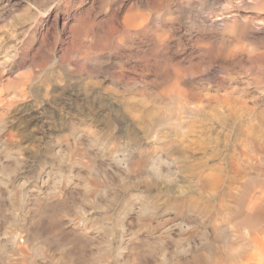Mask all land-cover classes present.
<instances>
[{
  "label": "rangeland",
  "instance_id": "obj_1",
  "mask_svg": "<svg viewBox=\"0 0 264 264\" xmlns=\"http://www.w3.org/2000/svg\"><path fill=\"white\" fill-rule=\"evenodd\" d=\"M186 1L0 0V264H71L64 241L87 264L255 263L264 0Z\"/></svg>",
  "mask_w": 264,
  "mask_h": 264
},
{
  "label": "bare ground",
  "instance_id": "obj_2",
  "mask_svg": "<svg viewBox=\"0 0 264 264\" xmlns=\"http://www.w3.org/2000/svg\"><path fill=\"white\" fill-rule=\"evenodd\" d=\"M187 1H189V0H187ZM187 1H186V2H187ZM259 1H260V0H259ZM192 2H193V1H192ZM260 2H262V0H261ZM260 2H259V3H260ZM187 3H188V2H187ZM189 3H190V1H189ZM262 3H263V2H262ZM91 6H92V5H91ZM90 13H91V12H89V14H90ZM90 15H91V14H90ZM85 16H87V15H85ZM75 17H77V16H75ZM78 17L83 18L84 20H82V19H80V18H79V19H78V18H75V19L73 18V19H74V22L76 23V25H75V26L73 25L74 27L71 26V27H72L71 29L68 27V28H69V31H68V36H67V38H66V43H68V45H72V46H70V47H71V50L73 49L72 51H74V52H75V49H74V48L76 47L75 45H76L77 43H79V41L76 42V44H75V40H76V39H73V37H72V35H73V34H72L73 31H75L76 33H79V34H80V32H83V33H84V32H87V29H88V31H89V28L91 27V25H90V27L88 28L87 25H89V24H87V22H86V20H85L84 17H81V16H78ZM87 18H89V17L87 16ZM93 18H94V17H93ZM226 18H227V16H226ZM53 20H54V19H53ZM91 20H93V19H91ZM227 20H228V19H227ZM87 21H88V20H87ZM93 21H94V20H93ZM88 22H89V21H88ZM90 22H91V21H90ZM90 22H89V23H90ZM223 22H224V20H223ZM65 23H66V21H65ZM71 23H73V22H70V25H71ZM75 23H73V24H75ZM217 23H218V22H217ZM63 24H64V23H63ZM222 24H223V23H222ZM224 25H225V24H224ZM64 28H65V27H64ZM86 28H87V29H86ZM263 28H264V27H263ZM62 29H63V28H62ZM83 30H85V31H83ZM75 32H74V33H75ZM95 32H96V31H95ZM135 32H136V31H135ZM135 32L132 33V35L135 34ZM138 32H139V31H138ZM141 32H142V31H141ZM65 33H66V32H65ZM90 33H91V32H90ZM248 33H249V32H248ZM71 34H72V35H71ZM138 34H139V33H138ZM138 34H137V35H138ZM142 34H143V32H142ZM144 34H145V32H144ZM66 35H67V34H66ZM80 35H81V34H80ZM80 35L77 34V35H75V36L78 37V36H80ZM85 35H86V33H84V36H85ZM75 36H74V38H75ZM86 36H87V35H86ZM86 36H85V37H86ZM88 36H89V33H88ZM91 36H92V33H91ZM141 36H142V35H141ZM148 36H149V35H148ZM148 36H147V37H148ZM65 37H66V36H65ZM135 37H136V35H135ZM149 37H150V36H149ZM78 38H79V37H78ZM80 38H82V40H83L84 37L81 36ZM97 38H99V37L97 36ZM57 39H60V38H57ZM135 39H136V38H135ZM141 39H142V38H141ZM141 39H140V40H141ZM64 40H65V39H64ZM79 40H81V39H79ZM147 40H148V38H147ZM62 41H63V40H62ZM89 41H90V40H89ZM136 41H138V40H136ZM148 41H150V39H149ZM155 41H156V40H155ZM59 42H60V41H59ZM80 42H81V41H80ZM83 42H84V41H83ZM109 42H110V41H109ZM138 42H139V41H138ZM145 42H146V41L144 40V43H145ZM151 42H153V41H151ZM53 43H54V42H53ZM55 43H57L56 40H55ZM55 43H54V44H55ZM93 43H94V42H93ZM107 43H108V42H107ZM142 43H143V42H142ZM154 43H155V42H154ZM61 44H62V43H61ZM79 44H80V43H79ZM81 44H82V43H81ZM91 44H92V43H91V41H90V45H91ZM94 44L96 45V43H94ZM147 44H148V43H147ZM160 44H161V43H160ZM97 45H98V43H97ZM106 45H107V44L105 43V46H106ZM144 45H145V44H144ZM154 45H155V44H154ZM162 45H163V44H162ZM93 46H94V45H93ZM98 46H101V45L99 44ZM107 46H108V45H107ZM159 46H160V45H159ZM159 46H158V47L155 46V50H157V49L159 48ZM64 47H65V46H64ZM66 47H67V46H66ZM79 47H81V46H79ZM91 47H92V45H91ZM102 47H103V46H102ZM102 47H101V49H102ZM148 47H149V46H148ZM151 47H152V45H151ZM151 47H149V48H151ZM156 47H157V48H156ZM76 48H77V47H76ZM95 48H96V46H95ZM97 48H98V47H97ZM165 48H166V47H165ZM53 49H54V48H53ZM53 49H52V50H53ZM55 49H56V48H55ZM59 49H60V48H59ZM80 49H81V48H80ZM80 49L78 48V50L76 51V53H77L78 51H80ZM137 49H138V48H137ZM152 49H153V48H152ZM161 49H162V47H161ZM61 50H62V49H61ZM66 50H67V49H66ZM68 50H69V49H68ZM132 50H134V48H133ZM132 50H131V51H132ZM135 50H136V49H135ZM135 50H134V51H135ZM139 50H140V49H139ZM146 50H149V49H146ZM146 50H145V51H146ZM158 50H159V49H158ZM163 50H164V48H163ZM165 50H166V49H165ZM165 50H164V53H167V52H165ZM55 51H57V50H55ZM62 51H63V50H62ZM62 51H60V52H62ZM131 51H130V52H131ZM141 51H142V50H141ZM141 51H140V52H141ZM145 51H144V52H145ZM151 51H152V50H151ZM161 51H162V50H161ZM70 52H71V51H70ZM74 52H73V53H74ZM156 52H157V51H156ZM68 53H69V52H68ZM73 53H72V55H73ZM76 53H75V54H76ZM133 53H134V52H133ZM133 53H132V54H133ZM138 53H139V52H138ZM148 53H149V52H148ZM148 53H147V54H148ZM150 53H151V52H150ZM158 53H159V52H158ZM160 53H161V52H160ZM144 54H145V53H144ZM133 55H134V54H133ZM64 56L67 57L66 55H64ZM140 56H141V55H140ZM88 58H89V57H88ZM88 58H86V61L81 59V62H82V61H85V63H87V59H88ZM61 59H62V58H61ZM166 59H168V58H166ZM62 60H63V59H62ZM78 60H79V59H78ZM203 61H204V60H203ZM78 64H81V63H78ZM82 65H83V63H82ZM82 65H81V67H84V66H82ZM84 65H85V64H84ZM79 66H80V65H79ZM122 69H123V68H122ZM10 82H11V81H10ZM10 82H9V83H10ZM11 83H12V82H11ZM19 93H20V92H19ZM0 94H1V92H0ZM168 116H169V115H168ZM171 116H172V114H171ZM164 117H166V116L164 115ZM162 118H163V117H162ZM165 119L167 120V118H165ZM172 119H173V118H172ZM158 120H162V119H158ZM166 120H165V122H166ZM171 121H172V120H171ZM158 122H159V124H160V123L162 124V122H163V124L165 123L164 120H163L162 122H160V121H158ZM175 122H176V121H175ZM170 123H171V122H170ZM163 124H162V125H163ZM165 124H166V123H165ZM165 124H164V125H165ZM167 124L170 125L168 122H167ZM167 124H166V126H167ZM171 124H172V123H171ZM172 125H174V124H172ZM176 125H177V124H175V126H176ZM124 156H125V155H124ZM63 157H64V156H63ZM126 164H127V163H126ZM74 165H75V164H74ZM124 165H125V164H124ZM127 166H128V165H127ZM3 167H4V166H3ZM3 167H2V165H0V168H1V169H2ZM5 168H6V167H5ZM71 168H72V167H71ZM74 168H75V167H74ZM74 168H73V169H74ZM158 170H159V169H158ZM158 170H157V171H158ZM71 171H72V170H71ZM73 171H74V170H73ZM73 171H72V172H73ZM157 171H155V172L157 173ZM160 172H161V171H160ZM158 173H159V172H158ZM161 173H162V172H161ZM159 174H160V173H159ZM61 175H62V174H61ZM65 175H66V174H65ZM65 175H63V178H64ZM68 175H69V174H68ZM76 175H78V174H76ZM70 176H71V175H70ZM49 177H50V176H49ZM58 177H59V176H58ZM61 178H62V177H61ZM67 178H68V176H67ZM53 179H54V178H53ZM64 179H65V178H64ZM44 180H45V179H44ZM50 180H51V179H49V181H50ZM47 181H48V180H47ZM47 181L45 182V181L42 180L41 185L44 184L43 182H45V184H46ZM61 181H62V180H61ZM61 181H60V182H61ZM64 181H65V180H64ZM68 181H70V179H68ZM72 181H73V179H72ZM79 181H80V180H79ZM62 182H63V181H62ZM48 183H51V182H48ZM53 183H54V181H53ZM65 183H66V182H65ZM69 183H70V182H69ZM69 183H68V184H69ZM76 183H77V182H76ZM76 183H75V186H77ZM88 183H89V182H88ZM57 184H58V187H59V183H57ZM72 184H73V183H72ZM49 185H50V184H49ZM51 185H52V184H51ZM53 185L55 186V184H53ZM85 185H86V183H85ZM88 185H89V184H88ZM42 186H43V185H42ZM61 186H62V185H61ZM64 186H66V184H65ZM73 186H74V185H73ZM75 186H74V187H75ZM56 187H57V186H56ZM74 187H73V188H74ZM37 188H38V187H37ZM51 188H52V187H51ZM69 188H70V187H69ZM40 189H41V188H40ZM44 189H45V188H44ZM54 189H55V187H54ZM54 189H53V190H54ZM64 189H65V188H64ZM71 189H72V188H71ZM36 190H37V189H36ZM51 190H52V189H51ZM55 190H59V191H60L59 188H56ZM55 190H54V191H55ZM33 191H34V190H33ZM41 191H43V190H41ZM48 191H49L48 189H47V191H46V189H45V193H47ZM54 191H53V193H54ZM51 192H52V191H50V193H49V192H48V193L51 194ZM55 192H56V191H55ZM65 192H66V191H65ZM73 192H74V191H73ZM20 193H21V192H20ZM20 193H19V194H20ZM38 193H39V192H38ZM57 193H58V191H57ZM60 193H61V192H60ZM68 193H69V192H68ZM40 194H41V193H40ZM49 194H48L46 197L49 198ZM58 194H59V193H58ZM58 194H57V195H58ZM63 194H64V193H63ZM21 195L23 196V194H21ZM34 195H35V192H34ZM55 195H56V194L54 193V196H55ZM61 195H62V194H61ZM61 195H59V196H61ZM70 195H71V193H70ZM70 195H69V196H70ZM74 195H75V194H74ZM74 195H73V196H74ZM10 196H11V195H10ZM14 196H16L15 199H14V197H13L14 200H16V198L19 197V196H17V195H14ZM52 196H53V195H52ZM67 196H68V195H67ZM67 196H66V197H67ZM40 197H41V196H40ZM50 197H51V196H50ZM70 197H71V196H70ZM20 198H21V197H20ZM38 198H39V197H38ZM38 198H37V200H38ZM44 198H45V196H44ZM60 198H61V197H60ZM64 198H65V197H64ZM73 198H74V197H73ZM46 199H47V198H46ZM46 199H44V200H46ZM11 200H12V198H11ZM35 200H36V199H35ZM39 200H40V198H39ZM39 200H38V202H39ZM47 200H48V199H47ZM47 200H46V201H47ZM49 200H50V199H49ZM57 200H58V199H57ZM69 200H70V199H69ZM27 201H28V200H27ZM62 201H63V199H62ZM24 202H25V199H24ZM36 202H37V201H36ZM42 202H43V201H42ZM42 202H41V203H42ZM51 202H52V201H51ZM57 202H58V201H57ZM57 202H56V206H55V208L57 207ZM65 202H66V201H65ZM44 203H45V202H44ZM48 203H49V202H48ZM61 203H62V202H60V204H61ZM66 203H67V202H66ZM68 203H69V202H68ZM68 203H67V204H68ZM46 204H47V203H46ZM49 204H50V203H49ZM29 205H30V204H29ZM43 205H44V204H43ZM64 205H65V204H64ZM74 205H75V201H74ZM256 205H258L257 202H256ZM12 206H13V204H12ZM47 206H48V204H47ZM47 206H45V207H47ZM60 206H61V205H60ZM62 206H63V205H62ZM69 206H70V203H69ZM71 206H72V205H71ZM253 206H254V205H252L251 210L254 209ZM14 207H15V209H16L15 204H14ZM14 207H13V209H14ZM48 207H50V206H48ZM51 207H52V206H51ZM146 207H147V206H146ZM254 207H255V206H254ZM256 207H257V206H256ZM256 207H255L254 210L257 209ZM39 208H40V210H37V211H41V209H43V211H44V210L47 209V208L44 209V208H41V207H39ZM39 208H38V209H39ZM61 208H62V207H60V210H61ZM63 208H64V207H63ZM15 209H14V210H15ZM144 209H145V208H144ZM31 210H32V209H31ZM50 210L53 211V209H51V208H50ZM55 210H56V209H55ZM58 210H59V209H58ZM62 210H64V209H62ZM62 210H61V211H62ZM254 210H253V211H254ZM27 211H28V210H27ZM37 211H36V212H37ZM47 211H49V209H47ZM52 211H51V212H52ZM68 211H69V209H68ZM56 212H57V211H56ZM62 212H63V211H62ZM62 212H60L59 215H61ZM66 212H67V209H66L65 213H66ZM15 213H16V212H15ZM27 213H28V212H27ZM41 213L44 214V213H46V212H42V211H41ZM52 213L54 214L55 211L52 212ZM63 213H64V212H63ZM65 213H64V214H65ZM67 213H68V212H67ZM67 213H66V215H69V214H67ZM35 214H36V213H35ZM45 215H46V214H45ZM253 215H254V214H253ZM64 216H65V215H64ZM40 217H41V216H40ZM40 217H39V218H40ZM56 217H58V215H57ZM71 217H72V216H71ZM74 217H76V216L74 215L72 218H74ZM119 217H120V216H119ZM69 218H70V217H68V219H69ZM251 218H252V216H251ZM74 219H75V218H74ZM80 219H81V218H80ZM33 220H35V218H34ZM87 220H89V219H87ZM120 220H121V222H123L122 219H120ZM40 221H41V220H40ZM40 221H39V222H40ZM57 221H58V223L60 222L59 219H58ZM61 221H62V220H61ZM69 221H70V220H69ZM72 221H73V220H72ZM77 221H78V222L80 221L79 218H78ZM118 221H119V220H118ZM118 221H116L115 224H117ZM42 222H43V220H42ZM49 222H50V221H49ZM52 222L54 223V220H53ZM88 222H89V221H88ZM90 222H91V221H90ZM92 222H93V221H92ZM95 222H96V221H95ZM97 222H98V221H97ZM97 222H96V223H97ZM35 223H36V222H35ZM35 223H33V224H35ZM53 223H52V226H51V227H53ZM63 223H64V222L62 221L61 224H63ZM65 223H66V222H65ZM65 223H64V224H65ZM75 223H76V221H75ZM81 223H82V222H81ZM96 223H95V224H96ZM44 224H45V223H44ZM50 224H51V223H50ZM56 224H57V223H56ZM56 224H54V225H56ZM64 224H63V225H64ZM67 224H68V223H67ZM76 224H77V223H76ZM86 224H87V223H86ZM95 224L91 226V227H94L93 230L95 229V226H96L97 224H99V222H98L96 225H95ZM101 224H102V223H100L99 225L101 226ZM119 224H120V222H119ZM263 224H264V223H263ZM35 225H36V224H35ZM37 225H38V224H37ZM59 225H60V224H57V227H58ZM78 225H79V224H78ZM81 225H82V224H81ZM90 225H91V224H90ZM99 225H98V226H99ZM103 225H104V224H103ZM106 225H107V224H106ZM106 225H105V226H106ZM39 226H42V224L39 225ZM44 226H46V225H44ZM64 226H65V225H64ZM87 226H88V225H87ZM98 226H97V228H100V227H98ZM116 226H118V224H117ZM24 227H25V226H24ZM28 227H29V226H28ZM46 227H47V226H46ZM60 227H61V226H60ZM72 227H73V226H72ZM72 227H71V228H72ZM77 227H78V226H77ZM77 227H76V228H77ZM101 227H102V226H101ZM120 227H121V225H120ZM250 227H251V226H250ZM19 228L21 229V227H19ZM26 228H27V227H26ZM53 228H54V227H53ZM55 228H56V227H55ZM55 228H54V229H55ZM69 228H70V226H69ZM82 228H83V227H82ZM102 228H103V227H102ZM102 228H101V229H98V231H100V230L103 231V229H105V227H104L103 229H102ZM253 228H254V227H253ZM37 229H38V228H37ZM39 229H40V228H39ZM39 229H38V230H39ZM42 229H44L43 226H42L41 230H42ZM57 229H59V228H56L55 230H57ZM60 229H61V228H60ZM64 229H65V228H64ZM90 229H91V228H90ZM90 229H89V227H86V226L84 227L83 231L86 232L85 236L88 235L89 233H91V230H90ZM22 230H23V229H22ZM22 230H21V231H22ZM27 230H28V229H27ZM30 230H31V229H30ZM32 230H33V229H32ZM46 230H47V229H46ZM48 230H49V228H48ZM48 230H47V231H48ZM50 230H51V229H50ZM71 230H72V229H71ZM79 230H80V229H79ZM109 230H112L111 227H110ZM24 231H26V230L24 229ZM44 231H45V230H44ZM52 231H53V229H52ZM57 231H58V230H57ZM63 231H64V230H63ZM68 231H69V233H71L70 230H68ZM72 231H73V230H72ZM80 231H81V230H80ZM107 231H108V230H107ZM8 232H9V231H8ZM13 232H14V231H13ZM27 232H28L29 235H30L29 230H28ZM32 232H33V231H32ZM45 232H46V231H45ZM54 232H55V231H54ZM61 232H62V231H61ZM73 232H74V231H73ZM81 232H82V231H81ZM57 233H60V231H58ZM62 233H63V232H62ZM62 233H61V234H62ZM108 233H109V232H108ZM262 233H263V232H262ZM4 234H6V233H4ZM9 234H11V233H9ZM12 234H14V233H12ZM22 234H23V233H22ZM22 234H20V235H22ZM41 234H43V232H42V233H40V232H36V233L34 234V239H32V242H33V240H34V243H35L36 245H41V246H43V243H44L45 241H44V238H43V236H42ZM46 234H47V233H46ZM79 234H80V232H78L77 235H79ZM15 235H16V234H15ZM25 235H26V234H25ZM44 235H45V234H44ZM54 235H56V234H54ZM64 235H65V233H64ZM70 235H71V234H69V236H70ZM73 235H74V233H73ZM77 235H76V236H77ZM82 235H83V234H82ZM90 235H91V234H90ZM7 236H8V235H7ZM10 236L12 237L13 235H10ZM27 236H28V235H26V237H27ZM61 236H62V235H61ZM85 236H84V237H85ZM258 236H259V235H258ZM11 237H10V239H11ZM13 237H15V236H13ZM29 237L31 238L32 236H29ZM62 237H63V236H62ZM62 237H61V238H62ZM66 237H68V235H66ZM72 237H73V236H72ZM78 237H81V234H80V236H78ZM51 238L54 239V237H51ZM64 238H65V237H64ZM64 238H63V239H64ZM69 238H70V237H69ZM81 238H82V237H81ZM85 238H86V237H85ZM6 239H7V238H6ZM55 239H58V238H55ZM59 239H60V237H59ZM63 239H62V240H63ZM66 239H67V238H66ZM94 239H95V238H94ZM18 240L21 241L22 239H21V240L18 239ZM73 240H74V239H72L71 241H73ZM78 240H79V239H78ZM212 240H213V239H212ZM212 240H211V242H212ZM5 241H6V240H5ZM10 241H11V240H10ZM47 241H48V240H47ZM53 241H54V240H53ZM68 241H69V240H68ZM79 241H80V240H79ZM85 241H86V240H85ZM260 241H261V240H260ZM23 242H25V241H23ZM27 242H28V240H27ZM29 242H30V240H29ZM58 242H59V241H58ZM66 242H67V241H66ZM82 242H83V241H81V243H79V244H82ZM86 242H87V241H86ZM104 242H105V241H104ZM107 242H108V241H107ZM213 242H214V241H213ZM213 242H212V243L209 242V243L212 245ZM30 243H31V242H30ZM88 243H89V241H88ZM88 243H87V246H88ZM13 244H14V245H17V244H18V241H17L16 237H15L14 240H13ZM27 244H28V243H27ZM27 244H25V245H27ZM58 244H59V245L56 246V248H58L59 250L62 249V253H63V254H66V255L68 256V258H69V260H70L69 262H71V264H87V262H88V258L86 259V254L90 251V250H89L88 252H86V250L88 249V248H86L87 246H86V247L84 246V248L82 247L83 249H82V250L80 249V251H73V250H72V251H71V250L69 251V250L66 249V248H67V247H66V244H67V243H65V241H64V242H60V243H58ZM95 244H96V243H95ZM108 244H109L108 246H110V243H109V242H108ZM214 244H215V243H214ZM18 245L20 246V244H18ZM21 245H22V244H21ZM29 245H30V244H29ZM29 245H28V246H29ZM44 245H45V244H44ZM70 245H71V243H70ZM73 245H74V244H73ZM83 245H86V244H83ZM93 245H94V243H93ZM102 245H103V244H102ZM105 245H106V244H105ZM32 246H33V245H32ZM32 246H31V247H32ZM51 246L53 247L54 245H51V243L49 244V242H48V244H47V248L50 249V248H52ZM81 246H82V245H81ZM97 246H98V245H97ZM106 246H107V245H106ZM214 246H215V245H214ZM6 247H8V246H6ZM20 247H21V246H20ZM25 247H26V246H25ZM65 247H66V248H65ZM89 247H90V246H89ZM100 247H101V246H100ZM211 247H212V246H211ZM255 247H256V246H255ZM8 248H10V247H8ZM29 248H30V246H29ZM29 248H28V249H29ZM43 248H44V247H43ZM78 248H81V247H78ZM104 248H105V247H104ZM108 248H109V247H108ZM11 249H12V248H11ZM16 249H17V248H16ZM16 249H15V250H16ZM32 249H33V248H32ZM44 249H45V248H44ZM65 249H66V250H65ZM90 249H91V248H90ZM102 249H103V248H102ZM102 249H101V250H102ZM109 249H110V248H109ZM18 250H19V249H18ZM21 250H22V248H21ZM24 250H25V249H24ZM26 250H27V249H26ZM77 250H78V249H77ZM91 250H92V249H91ZM104 250H105V253H106V250H107V249L105 248ZM203 250H204V249H203ZM27 251H28V250H27ZM27 251H26V253H27ZM40 251H42V250H40ZM68 251H69V252H68ZM97 251H100V250L98 249ZM118 251H119V250H118ZM118 251H117V252H118ZM204 251H205V250H204ZM16 252H17V251H16ZM19 252H20V251H19ZM36 252H37V251H36ZM47 252H49V250H48ZM47 252H45V253L43 252V254H47ZM50 252H53V251H50ZM50 252H49V253H50ZM91 252H92V251H91ZM100 252H102V251H100ZM100 252H98L99 255H100ZM255 252H256V251H255ZM258 252H260V253H259V256H258L257 260L255 261V263H256V264H264V244H263V243L260 244V246H259V251H258ZM3 253H4V252H3ZM13 253H14V252H13ZM13 253H12V254H13ZM26 253H25V255H26ZM41 253H42V252H41ZM49 253H48V254H49ZM58 253H59V252H58ZM105 253H104V255H105ZM12 254L10 253L11 256H13ZM43 254H42V255H43ZM88 254L90 255V253H88ZM101 254H103V253H101ZM6 255H7V254H6ZM18 255H19V254H18ZM50 255H52V254L50 253ZM60 255H61V254H60ZM256 255H257V254H256ZM15 256H16V255H15ZM15 256H14V257H15ZM21 256H23V255H21ZM47 256H48V255H47ZM52 256H53V255H52ZM52 256H51V257H52ZM58 256H59V255H58ZM62 256H63V255H61V257H62ZM25 257H26V256H25ZM25 257H24V258H25ZM43 257H44V256H43ZM91 257H92V256H91ZM9 258H10V256H9ZM15 258H16V257H15ZM52 258H53V257H52ZM54 258H55V257H54ZM58 258H59V257H58ZM63 258H64V257H63ZM65 258H66V256H65ZM16 259H17V258H16ZM19 259H21V258H20V255H19ZM59 259H60V258H59ZM62 260H63V259H62ZM64 260H66V259H64ZM64 260H63V261H64ZM90 260H91V259H89V261H90ZM254 260H255V259H254ZM10 261H11V260H10ZM12 261H13V260H12ZM86 261H87V262H86ZM7 262H9V260H8ZM90 262H91V261H90ZM128 262H129V261H128ZM14 263H16V262H14ZM32 263L34 264V262H32ZM67 263H68V262H67ZM126 263H127V262H126ZM126 263H125V264H126ZM144 263H145V262H144ZM249 263H250V262H249ZM251 263H253V261H252ZM251 263H250V264H251ZM255 263H253V264H255ZM7 264H8V263H7ZM11 264H12V263H11ZM17 264H18V263H17ZM23 264H24V263H23ZM25 264H26V262H25ZM35 264H39V263H35ZM46 264H47V263H46ZM90 264H91V263H90ZM92 264H93V263H92ZM137 264H138V263H137ZM246 264H248V263H246Z\"/></svg>",
  "mask_w": 264,
  "mask_h": 264
}]
</instances>
